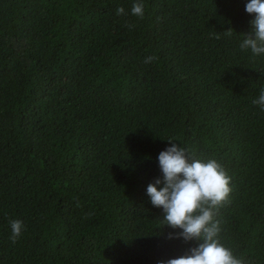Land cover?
I'll list each match as a JSON object with an SVG mask.
<instances>
[{"label": "trees", "instance_id": "obj_1", "mask_svg": "<svg viewBox=\"0 0 264 264\" xmlns=\"http://www.w3.org/2000/svg\"><path fill=\"white\" fill-rule=\"evenodd\" d=\"M135 2L0 0V264H158L198 246L169 239L182 230L147 195L169 139L225 168L219 240L264 264V55L240 47L248 0H143L142 19Z\"/></svg>", "mask_w": 264, "mask_h": 264}, {"label": "clouds", "instance_id": "obj_2", "mask_svg": "<svg viewBox=\"0 0 264 264\" xmlns=\"http://www.w3.org/2000/svg\"><path fill=\"white\" fill-rule=\"evenodd\" d=\"M143 0H137L132 6L133 15L144 17ZM248 14H254L250 21L251 33L245 34L241 43L242 50L250 49L253 56L264 55V0H248L245 6ZM125 14L123 7L117 9V15ZM129 27H132L129 25ZM225 34L231 36L229 28ZM220 38L219 33L215 36ZM158 59L148 56L145 63ZM253 104L264 110V89ZM171 146L158 156L162 178H157L147 186V195L153 206L162 208L166 225L181 229L178 233H169L168 238H183L185 242L202 241L177 258L161 260L158 264H247L243 257L234 255L233 250L219 240L220 221L214 219L219 207L228 200L232 189L231 177L216 160L192 159L186 148L172 139ZM12 243H16L25 230L20 219L10 221Z\"/></svg>", "mask_w": 264, "mask_h": 264}]
</instances>
